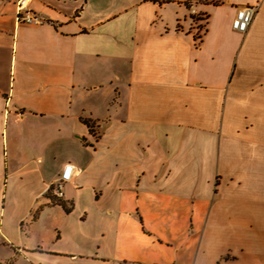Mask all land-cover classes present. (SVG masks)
Listing matches in <instances>:
<instances>
[{
    "label": "crops",
    "instance_id": "obj_1",
    "mask_svg": "<svg viewBox=\"0 0 264 264\" xmlns=\"http://www.w3.org/2000/svg\"><path fill=\"white\" fill-rule=\"evenodd\" d=\"M159 1L0 0V264H264V0Z\"/></svg>",
    "mask_w": 264,
    "mask_h": 264
},
{
    "label": "built area",
    "instance_id": "obj_2",
    "mask_svg": "<svg viewBox=\"0 0 264 264\" xmlns=\"http://www.w3.org/2000/svg\"><path fill=\"white\" fill-rule=\"evenodd\" d=\"M14 4V19L16 23L40 25L44 19L29 9L28 0H10ZM258 9V4H251L242 7L229 6L226 9L222 27L227 31L245 34L249 28L254 14ZM72 180V166L66 165L55 183L51 186L52 195L56 199L63 197V189Z\"/></svg>",
    "mask_w": 264,
    "mask_h": 264
},
{
    "label": "rangeland",
    "instance_id": "obj_3",
    "mask_svg": "<svg viewBox=\"0 0 264 264\" xmlns=\"http://www.w3.org/2000/svg\"><path fill=\"white\" fill-rule=\"evenodd\" d=\"M165 1V0H162ZM182 2L185 4V6L192 10V15H191V21L189 22L191 25H193V29H197L195 32V34L199 33L202 29V27L204 26V23L207 22V18L208 15L207 13L202 10L203 7L202 5H216L217 4V0H182ZM199 8V10L197 9ZM195 10V11H194ZM216 14H218V12L216 11H211L210 14V21L213 22L215 20V16ZM118 99H115L114 102H112L110 100V104L107 105L108 106H112V105H116ZM109 103V101L107 102ZM106 121H103L102 123H104L102 125V127H107V124H105ZM92 126V124H91ZM65 220H62L60 222L59 218L56 217H51L49 219V224L54 225L56 224H60L61 226L67 228L68 230H71L72 233H75L78 231V228L80 227L81 222L84 220L83 216L81 214V211L79 209H73V213L71 215H69L68 217L64 218ZM69 246H72V244H67V248H69Z\"/></svg>",
    "mask_w": 264,
    "mask_h": 264
},
{
    "label": "trees",
    "instance_id": "obj_4",
    "mask_svg": "<svg viewBox=\"0 0 264 264\" xmlns=\"http://www.w3.org/2000/svg\"><path fill=\"white\" fill-rule=\"evenodd\" d=\"M158 1H159V0H158ZM165 1H170V0H165ZM159 2H164V1L160 0Z\"/></svg>",
    "mask_w": 264,
    "mask_h": 264
},
{
    "label": "bare ground",
    "instance_id": "obj_5",
    "mask_svg": "<svg viewBox=\"0 0 264 264\" xmlns=\"http://www.w3.org/2000/svg\"><path fill=\"white\" fill-rule=\"evenodd\" d=\"M195 11V10H194Z\"/></svg>",
    "mask_w": 264,
    "mask_h": 264
}]
</instances>
